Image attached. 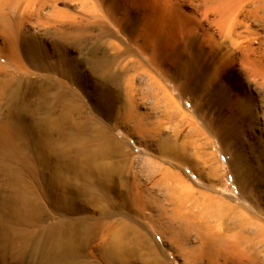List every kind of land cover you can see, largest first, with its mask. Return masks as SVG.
<instances>
[{"label":"rangeland","instance_id":"rangeland-1","mask_svg":"<svg viewBox=\"0 0 264 264\" xmlns=\"http://www.w3.org/2000/svg\"><path fill=\"white\" fill-rule=\"evenodd\" d=\"M1 5L0 47L8 46L4 30L12 31L28 70L13 75L15 82L23 80L19 85L28 106L26 123L44 115L46 108L35 111L43 88L54 93L65 86L84 105L90 134L98 122L110 130L108 139L120 140L116 146L120 154L107 160L130 156L129 178L147 158L158 157L171 174L170 184L187 194L182 215L192 224L198 214L216 213L217 218L209 216L212 223L223 226L232 211L264 213V81L250 78L240 63L242 56L249 60L250 69L264 63V0H10ZM215 5L227 8L225 26L213 23L212 13L207 15V7ZM234 22L236 32L229 35L227 28ZM34 49L46 64L44 69L31 62ZM106 56L116 57L117 65L112 67L119 71L118 77L103 76L98 64ZM2 63L8 62L3 59ZM127 76L132 79L130 96L125 93ZM8 104L9 99L0 96V149L6 134L2 129L12 121ZM132 111L145 118L146 135L141 139V135H124L123 116ZM4 175L0 164V215L9 219L11 209L3 202L12 199V192ZM239 180L248 182L247 190L253 186L256 195L247 196ZM147 185L151 193L156 191ZM164 190L145 194L146 200L157 199L171 212L174 205L167 202ZM80 202L82 209L71 217L97 213L98 206L87 198ZM138 202L136 198L133 209L139 210ZM42 203L48 208L47 224H52L58 217L47 198ZM120 212L124 213L123 208ZM144 213L153 216L160 210ZM133 216L148 240L135 249L132 264H145V257L153 261L154 255L158 261L151 264H189L170 240L160 238L149 219ZM118 217L113 213L106 221ZM0 231V264H40L32 247L20 257L4 247L13 234L5 224H0ZM98 241L93 244L95 258ZM149 246L156 247L152 256ZM215 252L212 261L217 262ZM141 253L147 255L142 258ZM235 256L230 259H246Z\"/></svg>","mask_w":264,"mask_h":264},{"label":"bare ground","instance_id":"bare-ground-1","mask_svg":"<svg viewBox=\"0 0 264 264\" xmlns=\"http://www.w3.org/2000/svg\"><path fill=\"white\" fill-rule=\"evenodd\" d=\"M9 2L10 0H0V5ZM218 5L207 7V15L212 13L213 23L225 26L228 20L224 10L227 8ZM237 25L236 22L231 23L227 28L228 34L236 32ZM4 32L8 34V46L0 47V96L9 99L12 121L6 130L2 129L8 137L3 134L4 147L0 149V164L12 192V199L7 198L9 200H5L3 204L4 207L8 205L12 216L7 219L0 215V224H5L7 230L13 234L11 239L6 240L4 247L13 250L19 257L26 256L32 247L35 256L41 258L40 264H132L135 249L144 246L148 240L146 233L141 231V223L136 222L137 216H133L137 213L144 219H149L160 238L170 240L184 254L189 264H221L218 262L223 260L222 264H264V249H260L261 246L264 247V213L260 211L251 214L241 209L232 211L228 216L229 223L224 219L223 226L212 223L209 216L217 218L216 213L198 214L191 219L197 221L195 225L192 224L182 215L187 194H180L178 187L170 184L171 174L158 161V157L144 159V164L137 171H132V177L129 178L130 168H133L130 156L125 154L123 159L116 162L107 160L116 153L120 154V148H116L120 140L114 137L108 139L110 130L98 122L95 133L90 134L88 119L83 113L86 111L84 105L65 86L56 88L54 93L43 88L38 95L35 111L46 108L44 115L32 123H26L28 106L24 103L26 97L19 85L23 84V80L18 79L15 82L13 75L16 72L26 74L28 70L22 61L19 39L17 40L12 31ZM245 49L247 52V48ZM3 59L8 62V66L2 63ZM31 62L36 68L46 65L42 64L36 50ZM116 62L115 56H106L99 61L98 65L105 78L118 77L119 71H114L112 67ZM246 62L250 64L242 56L240 63L245 66L248 76L264 81V63L258 62L255 68L250 69ZM129 76L126 78L125 92L128 96L132 88V79ZM195 77L192 76V80ZM144 119V116L134 114L133 111L124 114V135H141L139 139L146 135ZM36 131H39L37 137L34 135ZM7 144H11L12 148H6ZM147 183L156 191L165 189L167 202L174 205L171 212L160 205L157 199L150 202L146 200L145 194L151 193ZM239 185L244 193L248 191L247 196L256 195L253 186L247 190V181H242ZM44 198L51 203L50 207L52 206V211L57 215L55 219L58 217L52 224H47L48 208L42 203ZM82 198H87L94 206L97 205V213L89 212L83 218L71 217V214L82 209ZM136 198L139 201V210L133 209ZM240 207L243 208L242 205ZM122 208L124 213L120 212ZM153 208L160 210V213L146 216L144 211ZM113 213L120 217L114 222L106 221ZM192 236H195V240ZM96 241L99 254L95 258L93 244ZM155 248L149 246L148 255ZM214 250L217 262L212 261ZM230 254L237 258L244 256L246 259L235 261L230 259L233 257ZM142 255L144 258L147 254ZM154 256L153 261L150 257H145L143 261L145 264L155 263L158 259Z\"/></svg>","mask_w":264,"mask_h":264}]
</instances>
